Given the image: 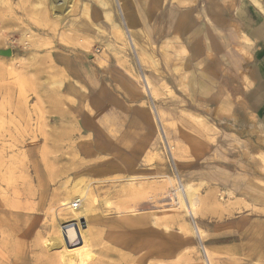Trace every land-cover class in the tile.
I'll list each match as a JSON object with an SVG mask.
<instances>
[{
    "label": "rangeland",
    "instance_id": "374dc122",
    "mask_svg": "<svg viewBox=\"0 0 264 264\" xmlns=\"http://www.w3.org/2000/svg\"><path fill=\"white\" fill-rule=\"evenodd\" d=\"M70 6L57 20L49 0H0V50L13 52L0 56V264H207L206 251L264 264V209L218 180V118L206 86L187 84L204 75L174 31L186 7ZM102 125L115 130L89 129ZM184 184L195 217L174 198Z\"/></svg>",
    "mask_w": 264,
    "mask_h": 264
},
{
    "label": "crops",
    "instance_id": "0c3cea01",
    "mask_svg": "<svg viewBox=\"0 0 264 264\" xmlns=\"http://www.w3.org/2000/svg\"><path fill=\"white\" fill-rule=\"evenodd\" d=\"M172 1L186 7L176 13L174 31L203 68L204 78L188 77L187 84L190 91L197 83L206 86L203 102L212 104L218 118V180L229 194L264 209V11L253 0ZM102 128L89 129L115 130ZM126 129L127 139L141 132Z\"/></svg>",
    "mask_w": 264,
    "mask_h": 264
},
{
    "label": "bare ground",
    "instance_id": "6f19581e",
    "mask_svg": "<svg viewBox=\"0 0 264 264\" xmlns=\"http://www.w3.org/2000/svg\"><path fill=\"white\" fill-rule=\"evenodd\" d=\"M255 2V4L261 9L264 11V7L263 5L259 2V0H253ZM50 2V6H51V13H52V16L57 19V20H60L64 17H66L70 12H71V9H72V6H70V4L73 2V0H49ZM108 14V13H107ZM110 15V14H109ZM114 22V21H113ZM112 22V23H113ZM116 25V23H115ZM118 25V24H117ZM117 27V26H116ZM118 28V27H117ZM126 33V32H125ZM122 35V33H121ZM128 38V37H127ZM131 38V37H129ZM145 48V46H143ZM146 54V53H145ZM16 66V65H15ZM19 70V69H17ZM11 71V70H10ZM14 71V70H13ZM18 75V74H17ZM14 76V75H13ZM21 80V79H20ZM144 83V82H143ZM147 84H148V80H147ZM150 87V86H149ZM151 89V88H150ZM154 89V88H153ZM145 92H146V89L144 88ZM152 91V89H151ZM150 92V91H149ZM149 94V93H148ZM153 94V93H151ZM155 114V113H154ZM160 115V114H159ZM163 116V115H162ZM158 118V117H157ZM155 119V118H154ZM156 121V120H155ZM159 124V122H158ZM161 125V124H160ZM166 143V142H165ZM172 147V146H171ZM168 148V147H167ZM169 152V151H168ZM170 156V155H169ZM172 159V158H171ZM258 177V176H257ZM259 179V178H258ZM182 188H177L174 190V198L176 200L179 201V204L181 205V208L183 209V211L185 212V214H187L188 216H193L195 217L197 214H198V207H199V198L195 195V194H192L191 192V189L189 186L187 185H183ZM215 208V207H214ZM192 227V226H191ZM167 228V227H166ZM196 228V227H195ZM167 231V229H166ZM192 233H195V236H199L200 238H202L203 236V232L197 228V231H194L192 230ZM138 251V250H137ZM205 251V250H204ZM117 251L115 250H107L105 256H106V259H110L111 255L112 256H115V254H112V253H116ZM150 252V251H149ZM131 254H133L132 252H130ZM104 256V257H105ZM154 255H152L151 253L149 254V257H147L146 259H150V258H153ZM99 258L94 262V264H110L109 262L107 261H104L105 258H103L102 256H98ZM118 259L120 261H123V262H127L128 264H142V263H137L136 260L133 258V256L131 257H124L123 255H121L120 253L117 255ZM206 257H207V264H212L210 262V257L208 256V253L206 251ZM113 261V260H112ZM114 264H116L114 261H113ZM151 264V263H150Z\"/></svg>",
    "mask_w": 264,
    "mask_h": 264
},
{
    "label": "water",
    "instance_id": "95a60500",
    "mask_svg": "<svg viewBox=\"0 0 264 264\" xmlns=\"http://www.w3.org/2000/svg\"><path fill=\"white\" fill-rule=\"evenodd\" d=\"M13 55V52L11 49L8 50H0V56L3 57H11Z\"/></svg>",
    "mask_w": 264,
    "mask_h": 264
},
{
    "label": "built area",
    "instance_id": "2783aa9c",
    "mask_svg": "<svg viewBox=\"0 0 264 264\" xmlns=\"http://www.w3.org/2000/svg\"><path fill=\"white\" fill-rule=\"evenodd\" d=\"M80 205V202H77L74 204V208L77 209V207Z\"/></svg>",
    "mask_w": 264,
    "mask_h": 264
}]
</instances>
